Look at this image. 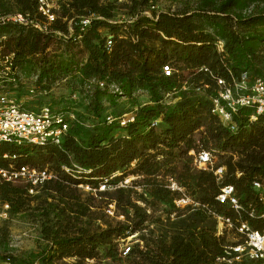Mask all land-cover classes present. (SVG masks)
<instances>
[{
	"label": "trees",
	"instance_id": "1",
	"mask_svg": "<svg viewBox=\"0 0 264 264\" xmlns=\"http://www.w3.org/2000/svg\"><path fill=\"white\" fill-rule=\"evenodd\" d=\"M156 2L64 0L57 19L41 29L35 25L45 21L38 0H0L1 14L20 13L30 21L0 25V60L10 56L8 65L0 62V83L13 86L36 76L38 93L65 83L83 94L93 117L88 123L79 111L49 106L69 123L60 145L0 146V155H17L0 159L1 165L26 164L54 174L35 194L23 182L0 181V202L9 204L10 215L29 216L41 226L38 250L25 259L10 253L1 235L0 260L106 264L116 259L120 240L143 232L154 206L163 202L170 206L168 215L156 221L154 237L141 235L145 245L135 264H251L218 261L234 243L219 233L214 213L235 217L231 206L218 200L226 185H233L246 205L264 210L253 189L256 179H264V123L252 119L254 108L241 107L233 113L237 129L232 130L213 113L212 98L221 78L240 81L244 72L251 81L264 77V0H196L162 12ZM120 14L131 22L118 23ZM83 20H89L85 29ZM138 92L147 101H135L128 117L105 114L107 105L134 99ZM201 151L218 158L214 169L225 167L221 178L214 169L194 165ZM129 176L134 179L122 186ZM170 177L184 191L170 189ZM81 184L97 192L104 184L107 191L98 193L110 194L116 216L124 219L98 215L94 195L85 194ZM184 194L199 205L178 207Z\"/></svg>",
	"mask_w": 264,
	"mask_h": 264
},
{
	"label": "built area",
	"instance_id": "2",
	"mask_svg": "<svg viewBox=\"0 0 264 264\" xmlns=\"http://www.w3.org/2000/svg\"><path fill=\"white\" fill-rule=\"evenodd\" d=\"M62 1L64 0H38L39 12L44 16L45 21L43 23L36 22L35 25L41 29H46L48 24L54 22L57 19V11ZM7 21L26 24L30 22L20 13L10 15L0 13V25ZM31 22L34 23L33 21ZM82 23L83 29H85L89 24V20H83ZM218 47L220 51L223 50L222 41H218ZM9 61L10 56H6L2 62L8 65ZM166 69L169 73L168 67ZM33 79L35 80L36 76H33ZM218 84V94L212 98L213 113L218 115L223 123L229 125L232 130H236L237 125L232 121L233 113L241 107L254 108L252 119L262 118L264 123V77L251 81L249 74L244 72L240 81L234 80L230 83L221 78L218 80ZM100 85L104 87L105 82H100ZM71 118L74 119L75 115L71 114ZM108 119L111 120L110 117ZM129 120H133V118L123 119L122 124H126ZM68 128L67 118L62 113L53 112L49 106L44 107L40 112H36L24 108L8 93H0V146L3 143H28L36 146H46L48 143L60 145ZM2 158L15 159L17 155L5 153L0 155V159ZM217 161L218 158L210 151H201L196 154L194 164L198 168L214 169ZM65 168L70 171L69 168ZM224 171L225 167L214 169L215 174L220 177L223 176ZM52 177H54V174L48 169H37L26 164L15 165L10 163L8 166L0 164V181L23 182L29 186L31 194L36 192V188L39 185ZM129 181V179H126L125 183L128 184ZM168 186L173 191L184 190L173 177L168 179ZM253 189L257 193V198L264 203V179H256L253 182ZM218 200L229 204L235 212L234 219L231 216L214 213L219 224V233L223 228L229 227L236 230L240 236V240L228 247L224 256L218 258V261L232 263L234 261L248 260L251 264H264V225L256 228L250 222V219L260 221V223L261 221L264 222V210L260 211L251 201L249 205L243 203L233 185L224 186L218 196ZM193 204L199 205L188 194H184L180 199L176 200L178 207ZM5 208H7L6 212L8 213L9 204L5 205ZM129 250L130 248H128Z\"/></svg>",
	"mask_w": 264,
	"mask_h": 264
},
{
	"label": "rangeland",
	"instance_id": "3",
	"mask_svg": "<svg viewBox=\"0 0 264 264\" xmlns=\"http://www.w3.org/2000/svg\"><path fill=\"white\" fill-rule=\"evenodd\" d=\"M195 1L196 0H157L155 9L157 12L173 11L177 8L182 7L185 2L193 3ZM147 13L151 15V12ZM131 19L132 17L127 14H120L116 18V21L118 23H122L123 20H126L127 23H130ZM0 92L8 93L10 96L16 99V101L22 106L31 110H35L36 112H40L46 106H50L55 111H79L83 114L85 120L88 123L93 122L92 115L87 111V102L83 97V94L78 91H73V88L68 87V85H66L65 83L53 86L52 90L49 92L43 91L38 93L36 89L35 80L33 79V77H30L29 79H24L21 83H17L13 86L4 85L3 83H0ZM144 95L145 94L138 92L136 93L134 99L123 97L119 100L118 105H107L105 114L112 115L116 118L123 116L128 117V115L132 113L134 107L136 106L135 101L136 103H144L147 101V96L144 97ZM192 153L195 154L194 151H192ZM132 177L133 176H129L127 179L131 181L132 179H134V177ZM218 177L221 178L220 176ZM121 185L123 186L127 184L124 181L121 183ZM80 187L82 188L85 194L94 195V203L96 206L93 208V210L97 211L98 215L104 217V219H106L107 221L112 222L124 219L123 215L116 216L115 204L109 203L110 194L100 195V193H98L100 191H107V189H105L106 187L104 186V184L100 187L98 192L90 185L81 184ZM112 191V189L109 190L110 193ZM5 205L7 204H3L0 202V236H6V239L9 243L10 253H12L15 257L22 259L28 258L30 257L32 252L38 250L39 244L41 242L40 222L34 221L29 216H11L9 212H6L7 208H5ZM153 210L154 211L151 212L153 214L151 221L145 223L142 226L144 228L143 232H139L130 235L127 238L121 239L120 244L117 248L116 259L110 258L105 260L104 263L135 264V262L140 259L138 249L139 247L145 245V240L141 239V235L144 233L147 238L154 237L157 231L159 230V222L156 221L158 220V218H161L162 221H165L168 215V211L170 210V206L166 203L158 202L154 206ZM185 213H187V211H185ZM217 228V230H219V224H217ZM152 231H154V235L151 233ZM220 234L226 235V237L233 243L240 240V236L236 232V230L229 227L223 228ZM130 247H132V250L128 251V248ZM69 261L73 260L69 259ZM0 263L7 264L9 262L0 260ZM88 264L100 263L96 262V260H90Z\"/></svg>",
	"mask_w": 264,
	"mask_h": 264
},
{
	"label": "crops",
	"instance_id": "4",
	"mask_svg": "<svg viewBox=\"0 0 264 264\" xmlns=\"http://www.w3.org/2000/svg\"><path fill=\"white\" fill-rule=\"evenodd\" d=\"M145 97V96H144Z\"/></svg>",
	"mask_w": 264,
	"mask_h": 264
}]
</instances>
